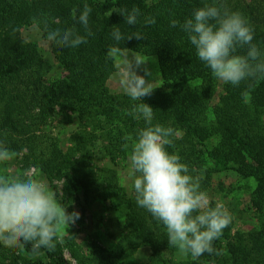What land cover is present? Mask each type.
<instances>
[{
  "label": "trees",
  "instance_id": "16d2710c",
  "mask_svg": "<svg viewBox=\"0 0 264 264\" xmlns=\"http://www.w3.org/2000/svg\"><path fill=\"white\" fill-rule=\"evenodd\" d=\"M213 0H0V144L16 154L28 147L23 165L41 169L49 178L64 177L89 204L99 203L126 217L127 230L117 247L109 248L93 241L87 253L71 248L78 264H137L126 260L127 246L138 242L151 250L150 259L158 264H264V78L246 80L237 86L224 84L217 93L218 80L196 54L182 24L195 9ZM87 3L92 12L89 28L94 33L78 48H58L46 42L53 58L64 74L46 81L48 61L38 40H31L34 18L45 19L50 27H75L85 33L78 16ZM228 8L242 13L254 28L255 43L264 51V0H226ZM139 8L141 15L135 26L124 21L118 8ZM111 13L108 16V13ZM155 17L156 23L145 25V17ZM76 17V18H74ZM119 27L125 40L121 47L146 56H157L163 86L156 88L144 102L153 107V123L171 126L176 131L169 152L178 153L193 175L201 178V190L206 193L213 185L216 173L234 171L244 181L254 183L250 193L257 225L248 232L232 234L227 227L214 247L221 255L205 253L198 259L183 256L169 247L166 229L146 209L137 206L135 193L120 182L118 171L104 169L100 177L90 176V162L96 155L97 140H107L106 155L129 159L130 149H124L123 137L135 135L145 127L143 119L128 115L133 103L124 93L114 92L109 79L115 72L114 63L106 57L115 44L113 26ZM20 32L13 35L12 29ZM25 30V31H24ZM141 32L144 39L127 36ZM27 42H22V38ZM247 46L238 51L247 52ZM71 110L84 126L85 137L77 140L83 151L82 160L69 159L56 142L48 153L36 144L31 122L37 117L46 120L55 106ZM96 131L98 132L96 134ZM86 167L89 169L86 170ZM70 168L73 173H70ZM31 252V245H25ZM47 259L32 263L16 248L3 255L0 264H72L63 254L60 243L54 251L42 248ZM125 255V260H124Z\"/></svg>",
  "mask_w": 264,
  "mask_h": 264
},
{
  "label": "clouds",
  "instance_id": "9594fccd",
  "mask_svg": "<svg viewBox=\"0 0 264 264\" xmlns=\"http://www.w3.org/2000/svg\"><path fill=\"white\" fill-rule=\"evenodd\" d=\"M91 12V7L85 3L77 18L85 29L84 34L75 27L53 29L47 20L38 18L33 20L32 31L39 34L40 27H35L39 23L46 33V42L61 49L78 48L94 35L89 28ZM115 12L121 13L130 26H135L141 15L136 7L130 11L118 8ZM155 23V17L144 19L145 25ZM177 25L187 33L197 57L217 80L238 87L243 81L264 78V51L253 43L254 28L242 13L230 10L226 0L205 3L182 24L173 19L171 26ZM12 31L16 35L20 29L14 27ZM112 37L116 43L108 48L106 57L114 63L123 93L134 102L140 101L132 104L128 115L143 119L146 125L135 135L129 133L123 137L124 149L131 150L129 176L137 206L163 224L169 247L176 248L183 256L190 255L195 260L205 253L221 255L222 250L215 248L214 242L221 238L234 217L224 203L217 201L213 206L208 194L201 190L200 176L192 174L194 170H190L178 153L169 152L175 129L153 123V107L143 98L161 86L156 84L157 75L153 76L146 67L150 59L121 47L120 41L125 37L115 25ZM133 37L144 39L139 31L126 39ZM21 38L22 42H27ZM245 46L248 50L241 54L238 50ZM141 66L145 67L144 75L137 71ZM15 156V152L0 144V164ZM79 217L78 211L68 212L43 179L27 171L22 176L0 172V244L5 247L23 250L30 244L33 255L40 254L42 248L54 251L57 243L62 242V227L74 224Z\"/></svg>",
  "mask_w": 264,
  "mask_h": 264
},
{
  "label": "rangeland",
  "instance_id": "374dc122",
  "mask_svg": "<svg viewBox=\"0 0 264 264\" xmlns=\"http://www.w3.org/2000/svg\"><path fill=\"white\" fill-rule=\"evenodd\" d=\"M25 31V30H24ZM32 31V30H31ZM31 40H38L45 54V58L48 61L46 66V81H49L55 77L64 74L62 66L53 58L50 53V48L46 42H44L40 34L32 32L24 33ZM132 53H129L131 57ZM145 56L146 59H150L147 62L146 67L151 70L153 76L157 75L156 84L163 86V79L160 70V65L157 56ZM141 75L145 74V67L141 66L137 69ZM153 76H146V79H153ZM217 93L220 92L222 86L225 84L218 80ZM109 85L114 92L122 93L123 91L118 83L117 71L111 75L109 79ZM39 110L36 109L33 114L37 116L33 122H31V128H33L34 136H36V144L39 148L46 150L48 153L52 149V143L56 142L63 152L67 154L70 160L76 161L82 160L83 151L81 144L78 143L79 137H85L83 128L80 123V119L71 110H64L59 105L55 106L52 114L47 117L46 120H42L39 115ZM98 132L96 131V134ZM98 144L94 146L96 155L90 162L89 168H91L90 176L95 178L100 177V174L104 169L114 168L118 171L120 182L123 186H126L130 191L132 190V179L129 176L130 161L129 159L118 156L112 159L106 155V146L109 144L107 140H97ZM28 147H25L21 153L5 164H0V172L11 176H22L26 171L37 178L43 179L49 186L50 190L57 194V198L60 202L67 207L68 212L78 211L80 213L79 219L70 226H64L61 229V239L59 242L64 256L72 264H78L77 260L73 257L71 248H76L87 253L89 247L93 241L98 240L106 247H117L118 243L122 242V238L125 236L127 230L125 228L126 217L122 214L109 210L107 206L102 204H89L85 202L81 195L74 189V186L64 177L61 178H49L46 173L34 165L28 168H24L23 157L27 152ZM50 154V153H49ZM86 167V170L89 169ZM70 173L73 171L67 168ZM90 170V169H89ZM213 185L207 192L209 199L214 206L217 201L226 205L229 211L232 213L234 219L231 223L232 234H235L238 230L248 232L257 225V219L255 215V209L251 205L250 193L255 187L254 183L247 182L242 179L239 174L234 171H225L216 173L213 176ZM11 248L5 247L0 244V261L4 254H7ZM21 254L34 263L36 259H47L44 252L38 255L29 254L26 249L20 250ZM151 250L148 246H143L142 242H138L134 248L132 245L127 246L126 260H134L137 264H158L153 262L149 257ZM182 254L174 256L175 260H181ZM125 260V255H124ZM9 264V260H5Z\"/></svg>",
  "mask_w": 264,
  "mask_h": 264
}]
</instances>
